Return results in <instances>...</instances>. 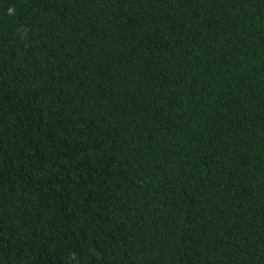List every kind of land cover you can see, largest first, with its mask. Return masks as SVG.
<instances>
[{"label": "trees", "instance_id": "1", "mask_svg": "<svg viewBox=\"0 0 264 264\" xmlns=\"http://www.w3.org/2000/svg\"><path fill=\"white\" fill-rule=\"evenodd\" d=\"M0 264H264V0H0Z\"/></svg>", "mask_w": 264, "mask_h": 264}]
</instances>
